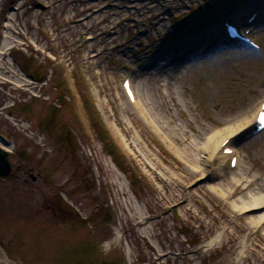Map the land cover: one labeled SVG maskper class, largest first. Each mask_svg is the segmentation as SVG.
<instances>
[{
  "label": "rangeland",
  "instance_id": "374dc122",
  "mask_svg": "<svg viewBox=\"0 0 264 264\" xmlns=\"http://www.w3.org/2000/svg\"><path fill=\"white\" fill-rule=\"evenodd\" d=\"M263 1L0 0V264H264L258 211L234 207L264 190V130L234 142L238 179L229 156L189 164L264 100V18L243 26L258 48L222 27Z\"/></svg>",
  "mask_w": 264,
  "mask_h": 264
},
{
  "label": "bare ground",
  "instance_id": "6f19581e",
  "mask_svg": "<svg viewBox=\"0 0 264 264\" xmlns=\"http://www.w3.org/2000/svg\"><path fill=\"white\" fill-rule=\"evenodd\" d=\"M252 3V2H251ZM249 8L247 9L248 11H250V9H253V12L251 14H249V17H255V23H257L258 19L260 16H262L264 18V1L261 2L259 5H255V3L250 4L248 6ZM43 13V12H42ZM256 14V15H255ZM240 15V14H239ZM239 15H233L232 19L230 18V20H227V25L232 26L236 29V37H231L228 36L229 34V29L226 27V24L224 23V25L222 26L223 28L226 29V34L228 36V40L226 43L230 44V43H239V44H247V38H246V34L243 33V25L247 26L248 22L247 19L244 20H240V16ZM258 16V17H257ZM254 19V18H253ZM253 22V23H254ZM254 23V24H255ZM250 25H248L247 27H249ZM252 31V30H251ZM223 34L221 33H217L216 36H218V38H222ZM7 34L4 35V39L1 43L0 46V67H2L1 61H2V57L4 52H6L9 48H12L9 39H7ZM226 39V38H225ZM250 40H253L250 36L249 38ZM224 39H222L223 41ZM254 41V40H253ZM230 42V43H229ZM246 42V43H245ZM221 43H224L221 42ZM215 44V43H213ZM181 63V62H180ZM168 74L171 75V77L174 74H171L172 71L167 70L165 71ZM11 77V76H10ZM9 77V78H10ZM154 78V84L157 85V83H160V77H156L151 76ZM0 78H2V76L0 75ZM126 78V79H125ZM124 79L127 80L128 82V86L126 85V83L124 82L125 80L123 79L122 81V86L123 89L126 93H129V91H131L132 96H127V98L129 97V101L131 103V101L134 103V106H138L140 107V102L141 99L143 100L145 96H149L148 92L149 89H145V87L143 89H141L139 86H135V82H132L131 79L125 77ZM173 78V77H172ZM13 81L17 82V85H24L23 82H20L19 80H17V78H10ZM166 85L168 86V88H170V86L172 85L170 83V81L167 80ZM159 87V86H157ZM128 89V92H127ZM145 95V96H144ZM145 102V99H144ZM264 102V100H261L259 107L255 110H253V112L251 113V116H246V118L243 119L242 123H239L236 126H230L228 127L225 132L221 133L219 136H211V137H207L205 138L201 143H199L198 147L200 148L201 152L203 153V155L200 158V162L195 163L193 162L194 160L191 158L190 160H193L192 163H189L191 166V169H194L196 172L200 173L202 177H211L213 176V173L211 171H209V169H207L206 166H208L209 163H212L214 158L216 157H222L225 158L227 156H229V165L231 168H233V173L235 174V178L238 179L239 178V170L241 169V159L235 155V152L233 153H228L225 154V152H227V150H229L228 148H235L236 145H234V142L237 141V138H240L241 136H243V133H245L247 127L250 126V124L252 123V121L254 122V120L256 119L258 113L261 111V105ZM241 132V133H240ZM1 138V142H3V144H5V146L8 149H11L14 145L12 144V141L10 140H6L2 135H0ZM109 139V138H108ZM110 140V139H109ZM108 140V141H109ZM227 141L228 143L224 144V142ZM112 144V143H111ZM109 151V150H108ZM236 151V150H235ZM185 152V150H184ZM5 154V155H4ZM11 152H9L6 148L2 147L0 144V178L1 177H9L10 175H8V172L13 174V170H11V168L14 167V165L16 164V159L12 158V155H10ZM109 156L111 155V153H108ZM6 156V157H5ZM112 156V155H111ZM113 157V156H112ZM184 157H186V154H184ZM186 160L188 158H185ZM3 169L6 170L3 172ZM12 177V176H10ZM247 177V182L250 181V175H249V171H244L243 170V176L242 178ZM264 185V184H263ZM264 187V186H263ZM262 187H256L257 190L254 189V191H250V197L249 200H242V205L239 204H234L235 208H238L239 211H248V210H257L258 212L256 213H252L251 217H250V222L253 225V227H264V190L261 189ZM134 192V191H133ZM137 194V193H135ZM218 241V237L213 238L212 240H210L207 244V246H213L216 242ZM4 264V263H2Z\"/></svg>",
  "mask_w": 264,
  "mask_h": 264
},
{
  "label": "trees",
  "instance_id": "16d2710c",
  "mask_svg": "<svg viewBox=\"0 0 264 264\" xmlns=\"http://www.w3.org/2000/svg\"><path fill=\"white\" fill-rule=\"evenodd\" d=\"M102 137V136H101ZM106 139V138H105ZM104 138H103V140L102 141H104L105 142V144H109V145H107V148H108V150H109V153H111V155L113 156V158L115 159V162L118 164V165H120V167L122 166V164H121V162H120V160H119V154L117 153V152H115L114 151V149H113V146H112V144H110V143H107V141L105 140Z\"/></svg>",
  "mask_w": 264,
  "mask_h": 264
},
{
  "label": "snow or ice",
  "instance_id": "6c2138e0",
  "mask_svg": "<svg viewBox=\"0 0 264 264\" xmlns=\"http://www.w3.org/2000/svg\"><path fill=\"white\" fill-rule=\"evenodd\" d=\"M261 120L264 121V115L261 116Z\"/></svg>",
  "mask_w": 264,
  "mask_h": 264
},
{
  "label": "water",
  "instance_id": "95a60500",
  "mask_svg": "<svg viewBox=\"0 0 264 264\" xmlns=\"http://www.w3.org/2000/svg\"><path fill=\"white\" fill-rule=\"evenodd\" d=\"M4 155H5V154H4ZM5 157H6V156H5ZM4 171H6V170L3 169V172H4Z\"/></svg>",
  "mask_w": 264,
  "mask_h": 264
}]
</instances>
